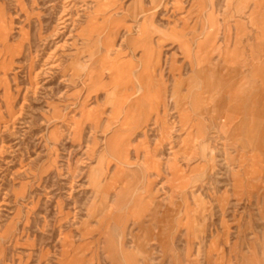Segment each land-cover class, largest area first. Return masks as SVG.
<instances>
[{
	"label": "rangeland",
	"instance_id": "374dc122",
	"mask_svg": "<svg viewBox=\"0 0 264 264\" xmlns=\"http://www.w3.org/2000/svg\"><path fill=\"white\" fill-rule=\"evenodd\" d=\"M0 264H264V0H0Z\"/></svg>",
	"mask_w": 264,
	"mask_h": 264
},
{
	"label": "bare ground",
	"instance_id": "6f19581e",
	"mask_svg": "<svg viewBox=\"0 0 264 264\" xmlns=\"http://www.w3.org/2000/svg\"><path fill=\"white\" fill-rule=\"evenodd\" d=\"M120 71H121V70H120ZM121 72H123V70H122Z\"/></svg>",
	"mask_w": 264,
	"mask_h": 264
}]
</instances>
